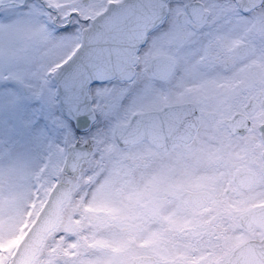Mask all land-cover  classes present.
<instances>
[{"label": "snow or ice", "instance_id": "6c2138e0", "mask_svg": "<svg viewBox=\"0 0 264 264\" xmlns=\"http://www.w3.org/2000/svg\"><path fill=\"white\" fill-rule=\"evenodd\" d=\"M0 264H264V0H0Z\"/></svg>", "mask_w": 264, "mask_h": 264}]
</instances>
